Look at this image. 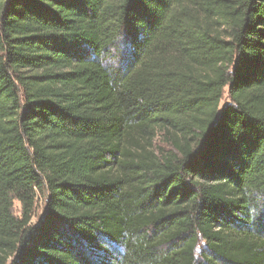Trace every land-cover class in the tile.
I'll return each instance as SVG.
<instances>
[{
  "label": "trees",
  "instance_id": "16d2710c",
  "mask_svg": "<svg viewBox=\"0 0 264 264\" xmlns=\"http://www.w3.org/2000/svg\"><path fill=\"white\" fill-rule=\"evenodd\" d=\"M0 264H264V0H0Z\"/></svg>",
  "mask_w": 264,
  "mask_h": 264
},
{
  "label": "rangeland",
  "instance_id": "374dc122",
  "mask_svg": "<svg viewBox=\"0 0 264 264\" xmlns=\"http://www.w3.org/2000/svg\"><path fill=\"white\" fill-rule=\"evenodd\" d=\"M227 92H228V90L226 89L222 104H225V103L229 102V97H228V93ZM43 209H44V205H43L42 201H40L38 203V206H37V211H36L37 215L34 218V221H37L39 219V217L42 216ZM14 213L16 215H18V216L21 215V204H20L19 201H15L14 202Z\"/></svg>",
  "mask_w": 264,
  "mask_h": 264
}]
</instances>
